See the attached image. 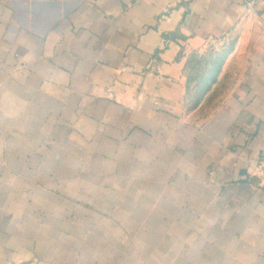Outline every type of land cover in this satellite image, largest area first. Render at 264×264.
<instances>
[{
    "label": "crops",
    "instance_id": "crops-1",
    "mask_svg": "<svg viewBox=\"0 0 264 264\" xmlns=\"http://www.w3.org/2000/svg\"><path fill=\"white\" fill-rule=\"evenodd\" d=\"M0 264H264V0H0Z\"/></svg>",
    "mask_w": 264,
    "mask_h": 264
},
{
    "label": "rangeland",
    "instance_id": "rangeland-1",
    "mask_svg": "<svg viewBox=\"0 0 264 264\" xmlns=\"http://www.w3.org/2000/svg\"><path fill=\"white\" fill-rule=\"evenodd\" d=\"M233 45V39L228 37L209 44L200 54L189 55L185 65L189 108L195 107L204 99L202 107L209 111L223 99L230 84V76L229 73H224L218 80V75Z\"/></svg>",
    "mask_w": 264,
    "mask_h": 264
}]
</instances>
